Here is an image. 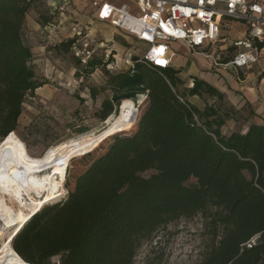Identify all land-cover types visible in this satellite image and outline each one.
Masks as SVG:
<instances>
[{"label":"trees","instance_id":"trees-1","mask_svg":"<svg viewBox=\"0 0 264 264\" xmlns=\"http://www.w3.org/2000/svg\"><path fill=\"white\" fill-rule=\"evenodd\" d=\"M37 1L0 0V143L17 130L27 98L45 85L36 77L23 39L27 14ZM74 43L64 42L58 50L68 53ZM105 63L78 60L77 76L89 77ZM179 73L136 63L108 74L112 97L102 102L101 119L115 116V126L122 103L142 99L127 125L70 159L66 196L44 205L14 237L19 259L27 264H134L162 227L213 208L214 241L199 264H264V125L223 134L227 113L214 106L199 110L185 99L224 100V95L198 78L180 93ZM83 162L82 171L72 174ZM148 172L154 173L145 177ZM192 179L195 184L188 185Z\"/></svg>","mask_w":264,"mask_h":264},{"label":"rangeland","instance_id":"rangeland-1","mask_svg":"<svg viewBox=\"0 0 264 264\" xmlns=\"http://www.w3.org/2000/svg\"><path fill=\"white\" fill-rule=\"evenodd\" d=\"M120 3L133 5L131 0H121ZM40 15L49 20V24H43L44 19ZM23 39L32 51L31 66L36 77L45 84L37 90L34 97L27 98L18 128L11 134L31 157L42 158L53 147L84 137H96L98 140L101 136L127 125L132 119L141 96L138 102L130 100L122 103L115 126V116L103 120L99 114L102 102L112 97L111 90L107 88L108 74L130 70L129 62H133L141 54L142 44L108 24L95 20L90 10L85 7L70 6L63 12L54 10L53 0H38L36 6L31 8L25 20ZM71 40L75 41V49L68 53L58 50L60 44ZM85 49L92 52L87 62L93 58L106 62L89 77L77 76V61H81ZM178 53L183 54L181 50L174 51V57ZM202 57L192 52L186 55V71L194 73L204 70L205 61ZM229 60V53L221 57L223 64ZM108 64L111 66L110 70L107 68ZM262 66L264 68V64ZM221 68L240 79L248 72L233 67ZM253 68L261 71L259 65ZM190 84L191 78L187 77L185 83L178 87V91L184 92L186 88L183 85ZM92 90L98 91L96 98L92 96ZM203 97L207 106H214L223 114L227 113L230 119L242 118L227 100L206 95ZM90 149L92 148L73 150L70 159ZM84 163L75 166L72 174L80 173ZM153 173L148 172L144 176L149 177ZM195 182L192 179L188 185ZM68 190L69 187L66 186L65 192L59 198L44 205L64 198ZM214 212L213 208H209L204 215L180 219L162 227L151 242L142 246L134 264H199L214 241L211 223ZM6 264L27 263L17 257V260Z\"/></svg>","mask_w":264,"mask_h":264},{"label":"built area","instance_id":"built-area-1","mask_svg":"<svg viewBox=\"0 0 264 264\" xmlns=\"http://www.w3.org/2000/svg\"><path fill=\"white\" fill-rule=\"evenodd\" d=\"M53 1L54 10L61 12L75 2L89 9L95 20L142 44L137 61L129 62L131 69L136 63L149 69L172 68L175 57L171 44L181 43L202 55L213 68L245 70L259 61V44L264 46V0H131L133 5L121 0ZM233 24L244 27L238 40L230 36ZM91 53L87 49L82 52L83 64L88 63ZM227 53L230 60L223 64L221 57Z\"/></svg>","mask_w":264,"mask_h":264},{"label":"bare ground","instance_id":"bare-ground-1","mask_svg":"<svg viewBox=\"0 0 264 264\" xmlns=\"http://www.w3.org/2000/svg\"><path fill=\"white\" fill-rule=\"evenodd\" d=\"M104 137L55 146L42 158L31 157L12 135L0 143V264L17 260L11 246L19 228L46 202L65 192L64 177L73 150L93 148Z\"/></svg>","mask_w":264,"mask_h":264},{"label":"crops","instance_id":"crops-1","mask_svg":"<svg viewBox=\"0 0 264 264\" xmlns=\"http://www.w3.org/2000/svg\"><path fill=\"white\" fill-rule=\"evenodd\" d=\"M71 6H76L75 2H72ZM91 13V12H90ZM92 15V13H91ZM244 27L240 24H233L230 36L233 40H238L243 36ZM173 51L181 50L185 55H178L174 58L173 68L178 70L179 78L183 84L187 77L191 78L190 86L183 85L186 89L193 87V79L198 78L204 80L216 87L225 97L237 113L242 115L240 120L228 119L225 126L222 128V132L228 135L231 132H242L245 133L252 125H264V46L260 48V59L255 65H259L261 71L258 72L253 67L245 69L248 72L245 73L244 78L240 79L229 73L225 72L226 69L213 68L209 61L204 59V70L197 71L194 73L187 72L184 68L188 64L185 56L190 53L181 43H172ZM199 55V54H198ZM258 69V68H256ZM244 71V70H242ZM215 73V74H214ZM217 73V74H216ZM191 105L195 106L199 110H205L207 103L204 101V97H189L185 99ZM211 106V105H208Z\"/></svg>","mask_w":264,"mask_h":264},{"label":"snow or ice","instance_id":"snow-or-ice-1","mask_svg":"<svg viewBox=\"0 0 264 264\" xmlns=\"http://www.w3.org/2000/svg\"><path fill=\"white\" fill-rule=\"evenodd\" d=\"M201 2H203V0H201ZM105 14H106V10H105ZM158 63H166V61H157Z\"/></svg>","mask_w":264,"mask_h":264},{"label":"water","instance_id":"water-1","mask_svg":"<svg viewBox=\"0 0 264 264\" xmlns=\"http://www.w3.org/2000/svg\"><path fill=\"white\" fill-rule=\"evenodd\" d=\"M163 70V69H161ZM23 226H21V228H19V230L15 233V235L13 237H15L17 235V233H19V231L22 229Z\"/></svg>","mask_w":264,"mask_h":264}]
</instances>
